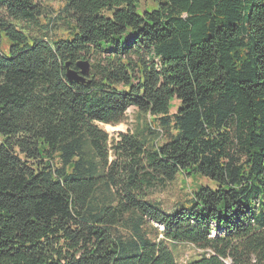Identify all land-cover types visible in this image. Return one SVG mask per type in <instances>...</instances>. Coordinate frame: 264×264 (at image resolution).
I'll list each match as a JSON object with an SVG mask.
<instances>
[{
    "label": "trees",
    "instance_id": "trees-1",
    "mask_svg": "<svg viewBox=\"0 0 264 264\" xmlns=\"http://www.w3.org/2000/svg\"><path fill=\"white\" fill-rule=\"evenodd\" d=\"M151 2L63 0L45 39L14 23L41 0H0V264H264V0ZM178 175L216 185L152 205Z\"/></svg>",
    "mask_w": 264,
    "mask_h": 264
},
{
    "label": "rangeland",
    "instance_id": "rangeland-1",
    "mask_svg": "<svg viewBox=\"0 0 264 264\" xmlns=\"http://www.w3.org/2000/svg\"><path fill=\"white\" fill-rule=\"evenodd\" d=\"M42 3H44L45 6V13L44 16L41 17L42 21H39V23L43 24L42 26L39 24H27L23 21H14V23L18 26H25L26 30L36 36L41 37L44 32H46L47 36H45V39H50L51 37L59 36V35H65L67 33L65 26L62 24V21L59 17L58 8L62 5L63 0H41ZM146 5L151 4V0H143ZM141 12V10H139ZM3 12L0 10V18L2 17ZM0 49L4 54L9 55L10 54V43L7 42L6 37L2 36L0 37ZM172 111H175V108H172ZM135 112L136 109L134 106H129L126 114L125 119L118 124L111 125L112 127H118L123 126V128L119 131L110 132L105 124H100L101 127L109 133L110 136H117L120 133H126L127 131H131L136 122H135ZM165 139V137H162V141ZM179 176V177H178ZM176 178L168 183L165 187H158L154 188L149 192V195L147 199L152 203V205L161 208L163 211L167 209L177 208L182 206L180 202L185 201L190 197V192L192 190H195L197 187V184L202 185H208L210 187H215L216 183L206 177H198V179L193 182H190V179L186 178L185 176L178 175ZM185 185H184V184ZM160 205H157V204ZM157 228L161 229L158 224L154 223ZM117 229L125 236L130 237L132 236L133 232L132 229L128 227L124 228L123 226L119 225ZM213 233H216L217 231L220 233L222 232L221 229L213 228L211 230ZM169 246L172 247L178 264H186L191 260H194L198 258L200 251L196 249L193 245L189 243H171L168 242Z\"/></svg>",
    "mask_w": 264,
    "mask_h": 264
},
{
    "label": "water",
    "instance_id": "water-1",
    "mask_svg": "<svg viewBox=\"0 0 264 264\" xmlns=\"http://www.w3.org/2000/svg\"><path fill=\"white\" fill-rule=\"evenodd\" d=\"M68 66V63L66 64ZM79 70L69 69L67 70V77L70 80L84 81L85 76L89 74V62L87 60H80L77 62Z\"/></svg>",
    "mask_w": 264,
    "mask_h": 264
},
{
    "label": "bare ground",
    "instance_id": "bare-ground-1",
    "mask_svg": "<svg viewBox=\"0 0 264 264\" xmlns=\"http://www.w3.org/2000/svg\"><path fill=\"white\" fill-rule=\"evenodd\" d=\"M105 126L110 132L119 131L123 128V126L112 127L111 125H108V124H106Z\"/></svg>",
    "mask_w": 264,
    "mask_h": 264
}]
</instances>
